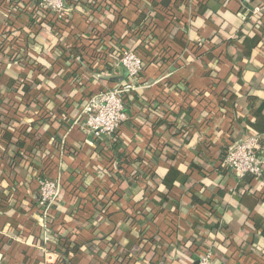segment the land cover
Wrapping results in <instances>:
<instances>
[{
    "label": "crops",
    "instance_id": "obj_1",
    "mask_svg": "<svg viewBox=\"0 0 264 264\" xmlns=\"http://www.w3.org/2000/svg\"><path fill=\"white\" fill-rule=\"evenodd\" d=\"M65 3L57 33L38 0H0V264H61L60 238L70 264H264V174L222 164L248 136L264 156V0ZM121 48L148 66L95 137L78 119L127 80ZM42 176L60 183L48 210Z\"/></svg>",
    "mask_w": 264,
    "mask_h": 264
},
{
    "label": "built area",
    "instance_id": "obj_2",
    "mask_svg": "<svg viewBox=\"0 0 264 264\" xmlns=\"http://www.w3.org/2000/svg\"><path fill=\"white\" fill-rule=\"evenodd\" d=\"M40 12L56 15L61 22L70 20V8L65 0H39ZM144 48H121L118 52V65L123 67L127 80L118 85L90 94L82 109L78 122L95 137L114 135L128 119L127 98L135 90L137 81L144 72ZM259 138L248 136L230 145L222 160L224 167L232 170L238 177L252 175L261 177L264 174V156L257 150ZM39 202L45 210L51 207L60 194V183L50 176H42L39 180ZM212 251L208 250L200 257L197 264H217L213 260Z\"/></svg>",
    "mask_w": 264,
    "mask_h": 264
},
{
    "label": "trees",
    "instance_id": "obj_3",
    "mask_svg": "<svg viewBox=\"0 0 264 264\" xmlns=\"http://www.w3.org/2000/svg\"><path fill=\"white\" fill-rule=\"evenodd\" d=\"M4 1H2V3H3ZM38 2H39V0H38ZM2 6H3V4H2ZM17 6V3H15L14 4V6L12 5V7H13V9L11 8V4H10V6L7 8V7H5L7 10H8V12L9 13H16L17 14V10H15V8L14 7H16ZM11 8V9H10ZM36 8H38V6L36 7ZM39 10V9H38ZM31 11H33V14H34V12H35V7L31 10ZM43 14H41L42 16H37V15H34L33 17H32V19L34 20V22L36 21V19H38V21L40 22V24H43L42 22H46V23H50V25H51V27H53L54 26V30H55V32H60L61 31V27H60V25H66L68 22H61V20H59L58 18H57V16L56 15H53V14H50V13H48V12H42ZM7 36V33L5 34V32H4V37H6ZM192 42H194V41H192ZM202 41H200V40H195V42L193 43V45H194V48H196V45L197 44H200ZM1 50V49H0ZM1 51H3V50H1ZM144 60H145V64H144V70L146 69V67L148 66V61H146V57H144ZM92 62V61H91ZM89 63V62H88ZM88 97V96H87ZM261 147H262V145H261V143L258 141V146H257V150H259V151H261ZM18 155H20V156H22V153L21 152H17L16 153V156L15 157H17ZM246 176H252V175H246ZM245 177V176H244ZM262 233H263V235H264V228H263V231H262ZM61 239V243H60V247L59 248H56V250L59 252V253H61V255H63L64 257L63 258H67L68 257V255H69V242H68V239H66V238H60ZM116 247V249H115V251L117 252L118 251V246H115ZM62 258V257H61ZM62 258V259H63ZM60 259V261H61V264H70V263H68V262H65V260L63 259Z\"/></svg>",
    "mask_w": 264,
    "mask_h": 264
},
{
    "label": "water",
    "instance_id": "obj_4",
    "mask_svg": "<svg viewBox=\"0 0 264 264\" xmlns=\"http://www.w3.org/2000/svg\"><path fill=\"white\" fill-rule=\"evenodd\" d=\"M198 262V261H197ZM197 262H196V264H197Z\"/></svg>",
    "mask_w": 264,
    "mask_h": 264
}]
</instances>
